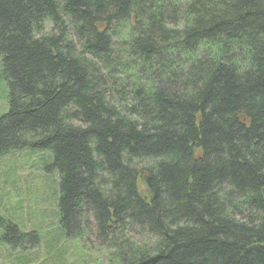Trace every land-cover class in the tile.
<instances>
[{"label": "trees", "instance_id": "1", "mask_svg": "<svg viewBox=\"0 0 264 264\" xmlns=\"http://www.w3.org/2000/svg\"><path fill=\"white\" fill-rule=\"evenodd\" d=\"M0 57V155L49 150L58 236L264 264V0H0Z\"/></svg>", "mask_w": 264, "mask_h": 264}, {"label": "rangeland", "instance_id": "2", "mask_svg": "<svg viewBox=\"0 0 264 264\" xmlns=\"http://www.w3.org/2000/svg\"><path fill=\"white\" fill-rule=\"evenodd\" d=\"M1 73L0 57V115L8 109V89ZM49 156V150L30 147L0 155V264H122L119 253L107 250L101 237L91 235L80 241L58 236L59 182ZM8 223L28 233L22 246L1 240ZM14 239L20 243L19 237Z\"/></svg>", "mask_w": 264, "mask_h": 264}]
</instances>
